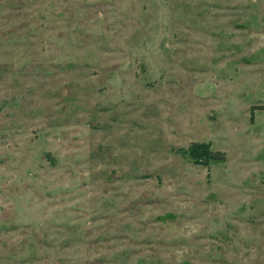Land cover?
<instances>
[{"label":"rangeland","instance_id":"rangeland-1","mask_svg":"<svg viewBox=\"0 0 264 264\" xmlns=\"http://www.w3.org/2000/svg\"><path fill=\"white\" fill-rule=\"evenodd\" d=\"M0 264H264V0H0Z\"/></svg>","mask_w":264,"mask_h":264},{"label":"trees","instance_id":"trees-1","mask_svg":"<svg viewBox=\"0 0 264 264\" xmlns=\"http://www.w3.org/2000/svg\"><path fill=\"white\" fill-rule=\"evenodd\" d=\"M188 153L191 157L195 158V160L203 161L201 158H206L211 153L209 143L194 141L188 147Z\"/></svg>","mask_w":264,"mask_h":264}]
</instances>
